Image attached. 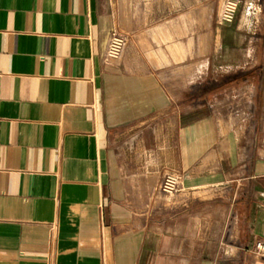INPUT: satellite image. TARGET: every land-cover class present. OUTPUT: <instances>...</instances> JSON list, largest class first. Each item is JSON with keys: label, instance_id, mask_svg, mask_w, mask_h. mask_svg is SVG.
I'll return each mask as SVG.
<instances>
[{"label": "crops", "instance_id": "0c3cea01", "mask_svg": "<svg viewBox=\"0 0 264 264\" xmlns=\"http://www.w3.org/2000/svg\"><path fill=\"white\" fill-rule=\"evenodd\" d=\"M238 1L258 24L218 25L222 0H0V264H264V0Z\"/></svg>", "mask_w": 264, "mask_h": 264}, {"label": "built area", "instance_id": "2783aa9c", "mask_svg": "<svg viewBox=\"0 0 264 264\" xmlns=\"http://www.w3.org/2000/svg\"><path fill=\"white\" fill-rule=\"evenodd\" d=\"M239 11L238 0H222L216 22L218 25H225L234 21ZM253 11V8L246 6V12L249 15ZM127 42V36L123 33L114 31L111 34L109 46L106 53V59L109 61H116L120 58L124 46ZM181 183V175L170 173L165 175L163 180L157 185V190L166 193L176 192ZM254 250L256 253L264 257V240H258L254 244Z\"/></svg>", "mask_w": 264, "mask_h": 264}, {"label": "rangeland", "instance_id": "374dc122", "mask_svg": "<svg viewBox=\"0 0 264 264\" xmlns=\"http://www.w3.org/2000/svg\"><path fill=\"white\" fill-rule=\"evenodd\" d=\"M220 4V0H216V8H218ZM242 6H240L239 2V11L238 14L239 16L237 17L238 22L242 20L243 23V28L248 29L249 25H256L255 23L258 24L259 19H250V18H241L240 15L242 14ZM236 19V18H235ZM235 99L232 98H219L216 104V112H217V117L220 122H224L225 120L228 121H234L239 115H240V107L236 105ZM165 194H171V193H166Z\"/></svg>", "mask_w": 264, "mask_h": 264}]
</instances>
